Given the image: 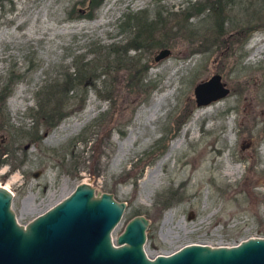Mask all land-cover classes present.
<instances>
[{
  "label": "rangeland",
  "instance_id": "374dc122",
  "mask_svg": "<svg viewBox=\"0 0 264 264\" xmlns=\"http://www.w3.org/2000/svg\"><path fill=\"white\" fill-rule=\"evenodd\" d=\"M193 1L0 0V184L19 223L87 179L126 202L113 237L149 218V256L264 236V0H233L220 32L190 15L204 37L183 27ZM211 73L228 92L196 105ZM51 89L68 102L48 125Z\"/></svg>",
  "mask_w": 264,
  "mask_h": 264
},
{
  "label": "water",
  "instance_id": "95a60500",
  "mask_svg": "<svg viewBox=\"0 0 264 264\" xmlns=\"http://www.w3.org/2000/svg\"><path fill=\"white\" fill-rule=\"evenodd\" d=\"M161 47L153 60L169 55ZM228 87L211 73L192 88L196 105L223 97ZM12 192L0 185V264H264V236H249L229 245L189 242L167 253L147 255L145 230L150 220L131 216L119 233L111 231L125 208L124 200L80 181L61 199L19 223L11 208Z\"/></svg>",
  "mask_w": 264,
  "mask_h": 264
},
{
  "label": "trees",
  "instance_id": "16d2710c",
  "mask_svg": "<svg viewBox=\"0 0 264 264\" xmlns=\"http://www.w3.org/2000/svg\"><path fill=\"white\" fill-rule=\"evenodd\" d=\"M88 4V7L91 8L96 3H98L100 0H85ZM233 3V0H194L193 2H189L186 4L184 9L181 12V17L183 20V27L185 29H188L190 33L197 35L200 34L203 37L206 36V33L203 31V33H199L200 30L195 24H191L190 22H187L188 18L192 14H197L204 11V17L209 18L214 22L213 24L216 26L214 29H216V32H220L223 26V23L225 21V9L226 6ZM197 12V13H195ZM86 16H90L89 12L86 13ZM140 44V43H139ZM76 67V66H75ZM75 73L77 76L82 78L83 76H89L88 78H92L93 74H89L87 71V65L81 64L80 67L75 68ZM133 77V75H132ZM137 81V80H136ZM53 83V85H55ZM9 88L8 84L3 85L0 87V108L2 110V100L7 94V89ZM56 90V89H55ZM66 92V88L63 89ZM49 96L47 97L48 105L43 108V110H40V116L44 119H47L48 125H52L55 120L54 117L57 119L62 115V108L66 106L68 102V96L66 95H57L55 91L52 89L49 91ZM51 103V105H49ZM31 135V133H30ZM34 139V138H33Z\"/></svg>",
  "mask_w": 264,
  "mask_h": 264
},
{
  "label": "bare ground",
  "instance_id": "6f19581e",
  "mask_svg": "<svg viewBox=\"0 0 264 264\" xmlns=\"http://www.w3.org/2000/svg\"><path fill=\"white\" fill-rule=\"evenodd\" d=\"M197 114H198V113H197ZM197 114H195V116H197ZM195 118H196V117H195ZM178 143H179V141L176 142V143L171 144L169 150L164 154V156H163V158L160 160V162H161L164 158H166V157L169 155V153L171 152V150H172V149H173ZM170 155H171V154H170ZM170 155H169V156H170ZM163 161H164V160H163ZM160 162H159V163H160ZM161 164H162V163H161ZM84 182H88V183H90V181L87 180V179H85ZM0 185H2V184H0ZM2 186L8 188L7 185H2Z\"/></svg>",
  "mask_w": 264,
  "mask_h": 264
}]
</instances>
